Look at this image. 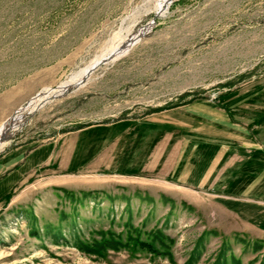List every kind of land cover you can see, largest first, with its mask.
I'll return each mask as SVG.
<instances>
[{
  "label": "rangeland",
  "instance_id": "rangeland-1",
  "mask_svg": "<svg viewBox=\"0 0 264 264\" xmlns=\"http://www.w3.org/2000/svg\"><path fill=\"white\" fill-rule=\"evenodd\" d=\"M9 120L0 264H264V0H0Z\"/></svg>",
  "mask_w": 264,
  "mask_h": 264
},
{
  "label": "bare ground",
  "instance_id": "bare-ground-1",
  "mask_svg": "<svg viewBox=\"0 0 264 264\" xmlns=\"http://www.w3.org/2000/svg\"><path fill=\"white\" fill-rule=\"evenodd\" d=\"M96 64L89 65L88 67H86L84 69H81L80 71L74 73L69 78V80H67L62 85H60V87L58 88V90L54 91L53 89L52 90L47 89V90L43 91L42 93H40L38 95V97H35L32 101L29 102L28 106L23 109L24 110L23 112L27 111L28 114L34 112L36 109L39 108L40 105L43 104L44 100L47 98L48 94H50V93H58V92L61 93L62 91L65 90V88L67 86L78 85L87 76L88 72H90V70H92L93 67ZM22 116L24 118L25 115H22ZM13 124H14V122H12L11 120H9V121H7V123L2 128H0V141H2L1 138L4 137L9 132V130H12ZM15 127L16 126H14V128ZM3 145H4V142L3 143L0 142V149L3 147Z\"/></svg>",
  "mask_w": 264,
  "mask_h": 264
},
{
  "label": "water",
  "instance_id": "water-1",
  "mask_svg": "<svg viewBox=\"0 0 264 264\" xmlns=\"http://www.w3.org/2000/svg\"><path fill=\"white\" fill-rule=\"evenodd\" d=\"M155 19H156V18H155ZM155 19H154V20L152 21V23L150 24V27H151L152 25H154V23H155ZM145 34H146V33L139 34V35L137 36V39H136V40L133 41V39H132V40H130L128 43L123 44V45H122L117 51L113 52V53H112L107 59H105V60H101L99 63H97V64L93 67V69L90 70V72H88L87 76H86V77H85V78H84V79H83L78 85L67 86V87L65 88L64 91H62L60 94L53 95L52 98H59V97L65 95L67 92L72 91V90H74V89H78V88L82 87L83 85H85V83L87 82L89 76L92 74V72H93L94 70H96L98 67H100V66H102V65H104V64H107V63H109V62H112V61H114L115 59H117V58H119V57L125 55L126 53H128V51L131 49V47H132L137 41H139V40L141 39V37L144 36ZM117 56H118V57H117ZM9 131H10V130H9ZM8 134H9V132H8L4 137L1 138V140H2V141H0L1 143L5 142L6 140H7V141L9 140L10 137H9Z\"/></svg>",
  "mask_w": 264,
  "mask_h": 264
},
{
  "label": "crops",
  "instance_id": "crops-1",
  "mask_svg": "<svg viewBox=\"0 0 264 264\" xmlns=\"http://www.w3.org/2000/svg\"><path fill=\"white\" fill-rule=\"evenodd\" d=\"M80 134H82V133H80ZM80 134H78V135H80ZM69 140H68V142H65V143H63V145H62V147H61V149H60V153L62 154V156H64V158H67V156L69 155L70 156V153H71V150H72V148H75V145H74V147H73V143L72 142H74L72 139H70V138H68ZM72 141V142H71ZM38 150H40V149H37V150H35V152H33L34 154L35 153H39V151ZM32 153V154H33ZM31 155V154H30ZM30 155H28V157L26 158V160H30ZM7 160H14V159H12V158H7ZM32 160H38V158L36 157V158H34V159H32Z\"/></svg>",
  "mask_w": 264,
  "mask_h": 264
}]
</instances>
